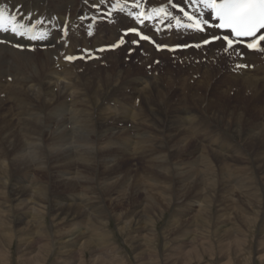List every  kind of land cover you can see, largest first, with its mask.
Instances as JSON below:
<instances>
[{"label": "bare ground", "instance_id": "1", "mask_svg": "<svg viewBox=\"0 0 264 264\" xmlns=\"http://www.w3.org/2000/svg\"><path fill=\"white\" fill-rule=\"evenodd\" d=\"M10 1L21 4L25 10L34 8L39 12H52L53 14L64 17L67 11H70V14L75 16L82 0ZM115 34L113 28L102 27L98 35L89 43L91 47L103 46L106 42H112V39L116 37ZM83 45H86L85 41L75 40L70 42V49L67 52L73 51L75 46ZM62 51L63 49L61 47H55L54 50L48 53L42 52L29 55L17 54L0 46V94L6 95L4 102L0 101V108H3L0 114V182H6V180L8 182H14L16 184L15 188H17V191L19 190L14 196L18 199L21 197L23 198V201L20 199L21 203L19 204L21 205L18 204L14 208V210H16L15 212L23 211L21 212L22 214L20 213L21 215H19L20 219L16 221L19 225L17 233L19 231L21 233L29 232L31 228H29L28 225H35L36 227L34 228L38 229L40 217L47 211L57 216H60V214L64 216L70 213L72 215L75 214L78 220L72 221L73 223L69 225L63 224L64 226L62 225L58 230L70 231L63 233V236H71L76 233L78 238H82L87 230H90L91 245L96 246L91 247L90 252L94 253L89 263L105 264L108 262L109 264H125V258L123 259L120 253L116 252V249L111 247V243H102V241H106V238L102 237L103 235H99L102 228H98L96 225L98 223L92 221L94 220L92 217H97V215L102 213L100 211L102 205L106 204V201L107 205L111 206L112 203L117 202V199L122 201L129 200L139 211L138 217L141 215L142 217L157 215L159 210L155 206H162L165 210L175 206L176 208L178 207V210H173V213L181 214V208L184 209L188 207L186 196L195 193V197L191 196L189 201L192 203V206L189 207L192 210L188 213L185 212V216L181 214L182 217L179 218L181 223L183 222V225L179 228L181 230H179L178 233L176 248H172L174 251H167L168 247L176 244L175 240L166 245L164 253L158 256L160 257L158 262L161 261L164 264H180L185 260L193 259L186 255L189 252L185 253V251L189 245L198 244L197 240L200 238L197 234L192 235L188 233L191 236H188V234L186 235L187 230L185 223H190L195 216L196 218L199 216L203 218L204 215H208L209 212H212V209L216 210L217 206H215V203L217 204L220 199L228 200L226 197L229 195H226V193L233 191L236 193L235 198L232 200L234 205L231 199H229L232 211L226 213L227 210L225 209L223 213H221L222 211L219 209L216 213L217 217L215 222L227 219L226 222L232 223L235 218V220L238 219L242 221L244 225H250L251 223V225H253L255 223L254 221L257 219L256 215L260 208L258 206L253 208L254 201L252 197L257 198L256 194H258L259 200L264 199V182H253L252 176L248 175L246 170L250 171L255 169L258 171L262 169V166L264 169V105L259 103V107H252L249 116H246L239 108L238 110L240 111H237L240 114H237L236 118H232L235 122L233 126L226 124L228 120L224 122L225 118L219 120V122L225 123L226 129L234 132L232 134L225 133L224 129L221 127L227 138H215L213 135L206 138V129L201 126L197 128L195 123L191 122L190 118L186 120V117L175 116L171 119L169 118L168 122L164 124L152 121L153 118H157L155 114L148 119L145 117L136 118L134 116V111L131 109L132 111L129 112L128 108V102L131 97L117 95L120 89L127 84L130 85L132 91L137 92L139 88L142 89L140 91H143L142 93L145 95L144 100L151 99L152 97H150L149 94H152V92L155 93V95L158 96L157 99L161 100L164 105V102L166 103L167 101L163 94L165 88L160 86L159 79L144 78L143 81H140L139 78L136 77L138 74L133 75L128 70L115 67V64L118 62L116 55L106 56L105 59L113 64V66L108 69H96L94 71L90 67H86L84 73L78 75L74 68H63V70L58 73L51 70L49 57L52 55L58 56V53ZM164 55L165 54H161V56ZM210 59L213 61L193 69L196 75H201L200 81H196L199 84L202 81L206 82L205 80H211L215 76V71H218H213L212 65L220 64L224 60L221 57L214 56ZM248 62L255 65V71H242L236 74V77H225L226 81L224 84L229 82L239 83L242 90L247 93V96H250L249 101L254 103L258 101L257 98L261 97V92L264 91V84L259 83L261 80L259 72H261V70L264 72V66L252 56L248 57ZM63 66L64 65H62V67ZM102 74L105 75V77L101 78L100 75ZM132 75L133 77H131ZM89 76H92L93 83L99 85L98 87L104 88L102 94H89L78 89L76 82L86 79ZM6 77H11L12 82L4 85V83H2V78ZM186 80L187 79L180 80L179 82L176 81L180 84L181 94L185 96V92L191 90L192 92H190L191 95L188 97V100L195 98L198 103L205 105V107H210L214 113L225 115V112L224 114L220 112L221 110H226L225 107L221 106V103H218L220 100L217 102L218 104H213L212 99L208 101L206 94L204 93L202 95L201 90L196 89V86L189 89L186 85ZM133 83L136 84V87H134ZM199 84L197 86H199ZM202 84H200V86H203ZM227 85L228 84H226L225 88L228 87ZM55 87L58 88V95H53L51 91L52 88ZM207 89H209V87H206V90ZM150 90L152 92H149ZM215 90L221 91L223 92L222 94H224V90L221 88H215ZM133 95L136 94L131 92V96ZM26 96H32V99L25 100L27 104L19 101L20 98ZM65 96H70L69 102L65 99ZM140 98L142 97H139V99ZM120 99L122 101H120ZM92 100H94L99 111L97 114H92L88 107ZM107 100H109V102L119 103L121 109L125 110V113H122V118L126 119L127 115H131L133 122L138 126L131 130L127 128L116 130L114 126L106 129L103 128L101 122H99L97 126L93 125L92 121L95 117L102 119L107 113H110V117L112 116L110 108L102 107V102H106ZM6 101H8V103ZM39 101L42 103L38 110L37 106ZM175 103L178 106L180 105L179 100L171 98L170 105ZM81 107H85V109L81 110ZM44 109L52 112L45 117V112L42 111ZM246 109H248V106ZM86 117L88 125L84 122ZM210 118L212 119V117ZM260 119L263 120L260 121ZM60 120H66L67 123L71 125V128H67V124ZM239 121H243V127L238 125ZM43 125H45V127ZM99 126L101 131L98 133V136H95ZM53 127H55V129H53ZM152 130L160 132L161 137L159 138L157 135H152ZM165 134L167 135V140L163 139L166 136ZM94 136L97 140L96 142L92 140ZM241 142H243V144H241ZM245 148H250L256 153L255 158L251 160L253 167H237L234 164L235 162L233 163V160L237 159L240 151ZM154 150L156 151L153 152ZM208 152L217 158V162L221 163L220 169L224 171L222 174L220 173L221 175H217V172L213 169L215 163L211 161L212 157L208 155ZM134 160H138L142 165L143 171L140 175H138V173L135 174V170L131 168L132 166L125 167V169L122 168V170L119 171V165H124L125 162ZM117 170L119 173H117ZM252 173L253 172L250 174ZM262 178H264V175H261L260 181ZM131 180H133L132 183H130ZM24 182L37 183H35L33 187H30L31 185L29 186V183L24 185ZM39 182H41V184ZM186 182H188V184L185 187ZM190 182L198 183L190 185L192 184ZM248 182L250 185L249 187L247 186ZM252 182L255 186L251 185ZM131 184H134L135 189H133ZM257 185L262 186V188L256 190L255 188ZM207 186L209 188L206 189ZM203 188L205 191H203ZM55 189H59L61 190L60 192L69 194V196H66L67 198L61 195L55 196ZM253 189L256 191H253ZM173 190L174 194L176 191L177 195L169 201V204H166L165 196H167L168 192ZM227 190L229 191L227 192ZM245 190L246 192L242 193ZM141 192L145 195L144 199L138 200V194H142ZM218 192H221V194L219 195V199L218 197L216 199ZM196 194L199 196L197 197ZM241 194L244 196V201H239V199L243 197L240 196ZM157 195H159L158 198ZM51 196L52 203H48L47 199ZM2 197H4L3 200L6 202L8 196L3 194ZM74 198L80 201L77 200L78 203L76 205H74L75 203H73L72 200ZM173 200H176L175 205L173 204ZM152 202L156 203V205ZM243 202L248 210L251 209L250 212H245ZM150 204V210L147 208L144 209V206H149ZM82 205L83 208L85 207V209L89 211L87 219H85V214L81 213V211L83 213L85 212ZM26 206H30V210H28ZM261 207L264 211V202L261 204ZM80 209L82 210L80 211ZM14 210L12 208V211ZM3 213L4 212L0 210V215L6 217ZM90 214H93V216H90ZM145 219L150 221L149 217H145ZM188 219H190V222ZM8 224V221L2 220L0 222V232L3 237V239L0 240V245L2 244V240H5L10 235V231H7L8 228L12 230L10 229L12 227ZM179 225L180 223L178 220L172 221L168 228L171 231L172 227L174 228ZM189 225L188 227H195V220ZM223 225L224 224H220L214 228L211 226V223H206L204 229H208V231H206L207 235L209 236V233H211L217 237H212L211 243L208 240V236L206 237V242L202 240L204 245H207L208 248H215L217 251L216 255L218 256V264H223L224 260H226L224 264H228L227 257H230V254L240 245L239 238L241 235L243 237L244 234V231H241L242 229L240 228L233 230L224 228ZM262 225L260 232L264 233V224ZM102 231L104 230L102 229ZM39 232L38 230V233ZM40 237L41 236L38 235H32L31 244L37 243ZM166 237L170 238L169 234ZM180 237H182V241L179 240ZM185 239L189 240V245L184 241ZM74 240V236H71L69 239L63 240L57 245L54 252L55 256L59 258H56L51 264H58V262L64 258L65 260H62L61 264L75 263L69 261L70 259H68V257H76L75 254L79 256V251L77 250L78 252L76 253L74 249L76 250L79 244L83 245L87 240L81 242L79 240L77 244L74 243ZM68 241H71L70 245L73 244V246L69 247L70 245L66 244ZM28 244L30 243L28 242ZM106 244L108 245L107 247ZM96 248L98 250H96ZM153 249L151 253L149 252L150 260L146 264H150L151 261L158 259ZM99 250L101 254L96 253V251ZM105 251H110L111 256L110 254L105 255ZM66 253H71V256ZM2 255L0 251L1 263L5 262V260L2 259ZM34 257L35 256H30L28 261L31 263ZM258 258L259 260L262 258L264 259V254H260ZM28 261L26 260V264ZM156 262L157 261H155V264Z\"/></svg>", "mask_w": 264, "mask_h": 264}, {"label": "rangeland", "instance_id": "2", "mask_svg": "<svg viewBox=\"0 0 264 264\" xmlns=\"http://www.w3.org/2000/svg\"><path fill=\"white\" fill-rule=\"evenodd\" d=\"M161 57H163V56H161ZM171 67H173V66H171ZM212 69H213V71L217 70L218 69L217 64H213L212 65ZM175 70L176 69H174V68L172 69V71H174V72H175ZM128 71L130 73H132V74L134 73V71H130V70H128ZM140 71H141V73L143 72V70H140ZM166 72H167V74H171L170 68H167ZM159 73H161V71H159ZM134 74H137V73H134ZM216 74H217V71H215L214 75H216ZM193 75H196V74L193 73ZM200 77H201V75H200ZM225 77L230 78V77H236V76L227 75ZM225 77H224V79H225ZM173 79H174L175 83L179 86V89H180V84H178L177 82H179L180 80H183V79L184 80L187 79V76L186 75H182V76H179V77H176V78H173ZM200 79L198 80V82L200 81ZM139 80L143 81L144 77L139 78ZM159 80H160V86L163 87V88H167V87L171 86V84H172V82L170 80H168V79H165V80L159 79ZM205 81L209 85L206 82L202 81V82H200V84L203 83L202 84L203 86H200L199 83L195 82L194 87L196 86V89H200V90H203V91L206 90V87H209V89H207V90H210V88L212 87L211 90L208 93H207V90H206V93H207L206 98H208L207 99L208 101L212 99L213 104L221 103V106L225 107L226 110H221L220 112L223 113V114L225 112V115L216 114L211 109L210 110L206 109V116L211 121H213L219 128L222 127L226 133L232 134L234 132L233 131H229L228 129H226L225 123H224L225 120H228L226 124H228L230 126H233L235 124V122H234V120H232V118H236V115L240 114V113H238V111L241 110V112H244V114L246 116H249V114H251V108L252 107H259L260 104H262V105L264 104V101H263V99H264V91L261 92V97L262 98L259 97V98H257V100H258L257 102L251 103L249 101V97L250 96H247V93L244 90H239V89L242 88L239 85V83H233V82L230 83L229 82V83H225L224 85H221L220 84V80H218L215 83L213 82V84L211 85L210 84V83H212L211 80H209V81L205 80ZM182 83H183V81H182ZM198 84H199V86H197ZM226 84H228L227 85L228 87L230 86V87H240V88L239 89L236 88L235 92L232 91V89H229L227 91V93H226V88H225ZM133 85H134V87H136L135 86L136 84L133 83ZM215 88H219V89L221 88L222 90H224V94H222L223 92H221V91H216ZM140 90H142V89L139 88V91H137V92L136 91H132V92L134 94H136L135 95L136 98L142 97L140 99L144 100L145 95H144V93H142L143 91H140ZM188 91L192 92L191 90H188ZM149 92H152V91L150 90ZM216 93H217V97H216ZM201 94L203 95L204 92L201 93ZM230 94H233V95L231 96ZM149 95H150V97H153L155 95V93L152 92V94H149ZM172 95L178 96L179 93L175 92ZM219 96H220V98H219ZM260 98H261V100H260ZM219 100H220V102H218ZM120 101H122V100L120 99ZM158 101H161V100H158ZM6 102L8 103V101H6ZM174 102H177V101H174ZM240 102H241V104H240ZM188 103L189 102H187V104ZM193 103L197 104L198 101L196 100ZM189 104H192V102H190ZM175 105H177V104L175 103L174 106H171L168 103V105H167V101H166V105L165 106L168 109H166V110L160 109V112L162 114L163 113L171 114V115H173L172 118L175 117V116L182 115V113L184 111H185V113L189 112L188 114H193L192 113L193 107H191V106H175ZM197 105L200 107L199 103ZM247 106H248V109H246ZM169 107H171V108H169ZM244 107H245V109H244ZM239 108H240V110H238ZM0 111H3V110H0ZM130 111L131 110L129 109V112ZM228 112H230V113H228ZM207 113H209V114H207ZM223 116H225V117H223ZM210 117H212V119ZM222 118H225L224 122H219V120H221ZM186 120H188V119L186 118ZM261 120H263V119H260V121ZM242 122L243 121H239V124H238L241 127L244 126V123H242ZM163 139L167 140V135ZM241 144H243V142H241ZM255 154L256 153H255L254 150H251L250 148H248V149L245 148L244 150L240 151V154L238 155L237 159L233 160V163L235 162L234 164L237 167L238 166L239 167H248L249 163L252 162L251 160H253L255 158ZM208 155H213V154H208ZM213 160L215 161L214 158H213ZM238 160H239V162H238ZM124 165L123 164L119 165L120 166L119 171L122 170V168L125 169V167H130V166H132L131 168L133 170H135V174L138 173V175H140L141 172L143 171L142 165H141V163L138 160H134V161H130V162L127 161V162H125ZM214 166L215 167H213V169L217 172L216 173L217 175H221L224 172V171H221L220 166H218L216 161H215ZM144 168H146V167H144ZM261 168L263 169V166ZM262 169H259L257 171V173H255V171H256L255 169L254 170H250V171L246 170V172H247L248 175L252 176V180L256 179L258 181V179H260L261 175H264V169L263 170ZM119 171L117 170V173H119ZM249 172L250 173L253 172L254 174L253 173L250 174ZM256 176H258L259 178L256 177ZM132 182H133V180L130 181V183H132ZM260 182H264V178H262V180ZM27 183H29V186L31 185L30 187H33V185L35 183H37V182H24V185L27 184ZM39 183L41 184V182H39ZM118 183H122V182H118ZM190 183H192L190 185H193L194 183H198V182H190ZM187 184H188V182H186L185 187L187 186ZM251 185L255 186L253 184V182H252ZM131 186L133 187V189H135L134 188V184L133 185L131 184ZM247 186L248 187L250 186L249 182H248ZM15 187H16V184L14 182H8L7 180H6V182H3V181L0 182V193H1L0 194V210L3 211L4 212L3 213L4 216H6V217H3V215H0V222L2 220L8 221L10 226L12 227V228H10L12 230H9V228H8L7 231H10V235L5 240H2V244L0 245V251L3 254L2 255V259L5 260V262H3V263L0 262V264H26V260L28 261V258L30 256H35V257H34L33 260H31L32 261L31 263L28 261L27 264H41V263L42 264L43 263L44 264H51V263H53V261L56 258H59L58 256H55L54 249L57 247V245L60 242H62L63 240L69 239L71 236H74V238H75L74 243L75 244L79 243V240H80V242L83 241V240H85V241L87 240V242H85L83 245L79 244L78 247L76 246L77 249L76 250L74 249V251L76 253L79 251V256L77 254H75L76 257H73V256L70 255L71 253H66V254H69L71 256L70 258L68 257V259H70L69 261L75 262L74 264H90L89 262H90V260H92V258H93L92 255L94 253V252H90V250H91L92 246H96V245H91L92 243L90 242L91 241L90 240V230H87L86 234L82 238H78L76 233L71 235V236H63V233L70 232V231L58 230V228L61 227L63 224L64 225H69V224L73 223L72 221L78 220V218L75 216V214L72 215L70 213L69 215H65V216L60 214V216L59 215L57 216V215L47 211L46 213L44 212V214H42V216L40 217V222H39V228L38 229L34 228V227H36L35 225L34 226L33 225H28V227L31 228L29 230V232L21 233L19 231L17 233V229H18L19 225L16 223V221L20 219L19 215H21L22 214L21 212H23V211L21 210V211L15 212L16 210H14V208L19 203H21L20 199L23 201V198L21 197V198L18 199L16 196H14V194L18 193V191H19V190L17 191V188H15ZM111 187H113V186H111ZM207 188H209V187L207 186L206 189ZM261 188H262V186L257 185L255 189L258 190V189H261ZM59 189H55V191H54V195L55 196L56 195H61V196H65V198H67L66 196H69V194H63L62 192H60L61 190H59ZM255 189H253V191H256ZM221 190H224V189H221ZM246 190L243 191L242 193H245ZM203 191H205L204 188H203ZM228 191L229 190H227V192ZM3 194L8 196L6 202H5V200H3V198H4V197H2ZM194 194L195 193H192V194H189V195L186 196L187 202H188V207L184 208V209L181 208L182 212H180V213L182 215L185 216L186 215L185 212L188 213L190 210H192V209L189 208V207L192 206V203H190L189 201H190V197L191 196L195 197ZM198 194H200V193H198ZM198 194H196L197 197L199 196ZM220 194H221V192L217 193L216 199H217V197L219 199V195ZM227 194L229 195L228 197H226V198H228V200H226V199L225 200H221L220 199L217 204L215 203V206H217L216 210L212 209V212H209L208 215H204L203 218H201V216L196 218V216H195V218H193L191 220V222H193L195 220V224H196L195 227H188V226H190L189 224L191 223L190 219H188L190 223H188V224L185 223L186 230H187L186 231V235L188 233H190L192 235H194V234L196 235L197 234V236L200 237V238L197 240L198 244H193V245H189L188 244L189 240H186V239L184 240L189 245L186 248L185 253L189 252L186 255L192 257L193 259L185 260L182 263H180V261H179L180 264H184V263L185 264H215V263L218 264V262H217V257L218 256L216 255L217 251L215 250V248L214 247L208 248V246L204 245V242H202V240H205V242H206V237L208 236L207 233H206V231H208V229L207 228L204 229V226H206V223H208V224L211 223V226H213L214 228H216L220 224H224L223 225L224 228H230V229H233V230H235L236 228H240V229H242L241 231H244L243 237L241 235V237L239 238L240 245L235 249V251L232 254H230V257L229 256L227 257L228 258L227 259L228 264H264V262H263L264 259L262 258V259L259 260V258H258V256L260 254H264V233L260 232L261 229H262L261 226H263L262 224H264V217H263L264 211H263V209L261 207V204L264 202V199L263 200H259L258 199L259 198L258 194H256L257 198L256 197H252V200L254 201L253 202L254 203L253 208L258 206L262 210V213H261V210L258 209V212H257V215H256L257 219H256V221H254L256 224L253 222L254 224L251 225L252 224L251 223L250 224L251 226L250 225H244L242 221H240L238 219L235 220V218L233 219L232 223L226 222L227 219H222L219 222H215L216 221V217H217L216 213H217V211L219 209H220V211H222L221 213H223V210H225V209L227 210L226 213H230V211H232V208H230L231 204L229 202V199H231V201H232L235 198V196H236L235 194L236 193H234V191H233V192L226 193V195ZM138 195H139L138 196V200L144 199L145 195L143 193L142 194H138ZM175 195H177V193L175 191V194H174V190L168 192L167 196H165L166 204H169V201ZM52 196H53V194H52ZM52 196L48 197V199H47L48 203H52ZM240 196H243V195L241 194ZM158 197H159V195H157V198ZM243 198H244V196L242 197V199H239V201L240 200L244 201ZM24 199H25V197H24ZM72 200H73V203H75L74 205H76L78 203V201H79L77 198H74ZM175 201L176 200H173V204L174 205H175ZM232 203H233V201H232ZM153 204L156 205V203H153ZM19 205H21V204H19ZM194 205H196V204H194ZM233 205H234V203H233ZM24 206H25V204H24ZM243 206L245 208V212L246 213L250 212L251 209L248 210L244 202H243ZM243 206H242V208H243ZM79 207H81V206H79ZM155 207L159 210V213L157 215L144 216V217H142V215H141L140 217H138L137 215L139 214V211L136 209V206H134L132 203L129 202V200L122 201V200H118L117 199V202L112 203L111 206L107 205V201H106V204H103L102 207L100 208V211L102 213L97 215V217H94V218L92 217V219H94L92 221L95 222V223H98V224H96L97 227L98 228H102L104 230V231H102V229H101V232H99V235H103L102 237L106 238V241H102V243H106V242L107 243H111V247L115 248L116 252L120 253V255L123 257V259L125 258L124 259V261L126 262L125 264H134V263L135 264H142V263L146 264L150 260L149 255H150L151 250L153 248H154L153 249L154 250V254H156L157 257H158V256H161L162 253H164L166 245L170 244V242H173L175 240H176L175 243L177 242L178 235H179L178 233H179V230H181L179 228L183 225L182 224L183 222L181 223V221L179 220V218L182 217V215L178 214V213H176V214L173 213L174 211L178 210L177 209L178 207L176 208L175 206H172L171 208L169 207L168 210H165L162 206L161 207L155 206ZM12 208H13L14 211H12ZM26 208L28 210H30L31 207L30 206H26ZM82 208H83V205H82ZM145 208L150 210L151 209V204L149 206L148 205L144 206V209ZM250 208H252V207H250ZM27 209H26V211H27ZM83 209H85V207ZM81 210L82 209H80V211ZM28 213H30V212H28ZM81 213L85 214V219H87V217L89 215V211L87 209H85V212L83 213L81 211ZM135 213H136V215H135ZM90 216H93V214L92 215L90 214ZM145 217H149L150 221L148 219H145ZM173 217H175V218H173ZM176 220L179 221L180 225L177 226V227H174V228L172 227V230L170 231L168 226L171 225L172 221H176ZM119 228H120V230H119ZM38 230L40 231L39 233H38ZM168 234H169L170 238L166 237ZM32 235L41 236L39 238V241L37 243L33 244V245L31 244ZM188 236H191V235L188 234ZM212 237L216 238L217 236L214 235V234L209 233L208 240L210 241V243H211V238ZM258 237H260V238H258ZM64 238H66V239H64ZM1 239H3V237H2V233L0 232V240ZM179 240L182 241V237H180ZM28 242L30 244H28ZM66 244L70 245L71 241H68ZM176 245H177V243L175 245H172L171 247H168L167 251H169V252L170 251H174L172 248L175 249ZM71 246H73V244L70 245L69 247H71ZM107 246L108 245L106 244V247ZM96 250H98V249L96 248ZM100 250H101V248H100ZM100 250L96 251V253L97 254H101L102 250L101 251ZM6 252H8V253H6ZM110 253H111L110 251H105L104 254L105 255H109ZM110 256H111V254H110ZM43 259H44V261H43ZM159 259H160V257H158L157 260L151 261L150 264L151 263L155 264V261L158 262ZM229 259H230V261H229ZM6 260H8V261H6ZM62 260H65V258L61 259V261ZM178 260H179V258H178ZM61 261L58 262V264H61L62 263ZM157 262H156V264H158V263L159 264H164L161 261H159L158 263ZM225 262H226V260H224L223 264ZM65 264H69V263H65ZM105 264H109V263L106 262Z\"/></svg>", "mask_w": 264, "mask_h": 264}, {"label": "snow or ice", "instance_id": "3", "mask_svg": "<svg viewBox=\"0 0 264 264\" xmlns=\"http://www.w3.org/2000/svg\"><path fill=\"white\" fill-rule=\"evenodd\" d=\"M105 2L106 0H99L98 3H93V8L99 11ZM108 2L111 6L107 12H101V16H111L116 8L127 6L126 4H111V0H108ZM196 2L211 9L215 14L213 18L219 19V23L216 24L215 27L217 29H230V35L233 37L230 38L227 34L223 37L213 35L210 40L206 39L203 41L204 45L213 43L217 40H222L226 44L224 51L228 52L229 49H233L235 44L245 43L241 38H251L249 42L245 43V46L249 50H262L260 45L261 42H264V34H258V32H260L261 29H264V0H196ZM132 7L135 10V21L139 25L146 26L148 21L152 20L154 17L158 19L161 14L166 16L171 15L170 13H167L166 9L163 7L145 10L142 0H134ZM180 11L189 21L195 20V23L189 24L188 27L201 29V21L195 16V13L190 14L183 8H181ZM21 20H23V17H20V20H18L16 16H13L0 8V31H10L16 36L27 38L29 41H40L48 35L47 31L41 30L39 27L43 25L45 21L40 19H30L28 23L25 24L21 23ZM177 23L179 24V20H177ZM128 34H133L135 37L139 38V40L134 38L132 40L133 44H138L139 41L154 43L152 38L149 35L144 34L141 28L129 27L125 32V35ZM123 43L124 40L121 39L119 44H114L111 47L115 48ZM15 46L19 47V45ZM155 46L157 50H161V48L165 47L161 44H156ZM184 47H187V45ZM195 47L199 48L201 45L197 44ZM168 50L174 51L175 49L169 48ZM98 51H104V49H99ZM76 58L77 57L73 56L65 57L68 61H72ZM237 67H246V65H237Z\"/></svg>", "mask_w": 264, "mask_h": 264}]
</instances>
